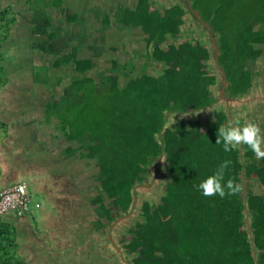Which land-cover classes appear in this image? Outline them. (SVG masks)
<instances>
[{"label":"trees","instance_id":"obj_1","mask_svg":"<svg viewBox=\"0 0 264 264\" xmlns=\"http://www.w3.org/2000/svg\"><path fill=\"white\" fill-rule=\"evenodd\" d=\"M66 3L35 1L32 7L25 2V9L13 11L0 1V91L10 80L3 43L24 14L23 25L30 31L33 49L56 55V68L69 67L74 72L71 87L59 92L58 98L46 100L22 91L29 102L39 101L35 112H46L49 122L45 127L55 129L53 137L61 134L64 138L60 146L70 143L62 155L86 165L82 173L95 166L90 176L96 177L91 239H104L109 225L133 209L136 194L139 201L134 214L123 218L125 224L115 225L112 234L121 250L112 253L120 256L122 264H126L122 255L131 264H256V259L264 264V159H256L247 145L225 152L222 143L215 142L220 127L234 125L226 105L215 104L217 86L222 85L215 49L189 5L175 0L158 7L151 0H139L135 8L119 7L117 23L145 32L150 56L160 68L154 72L145 68L136 74L121 71L120 63L113 60L112 67L100 71L101 82L97 83L95 59L85 54L83 41L72 44L76 34L70 28L78 14L70 13ZM191 4L215 32L219 64L226 74L225 92L230 98L248 96L263 81L258 66L264 58V0H191ZM57 8L61 9L55 17ZM190 14L192 26L187 19ZM110 23L105 16L103 30ZM16 94L23 95L21 91ZM107 96L110 101H121L115 111L119 112L93 124L90 121L100 117L90 114L107 109ZM75 100L89 110L76 112ZM234 108L238 106L232 107V117ZM8 129L0 116V135ZM162 155L154 182L155 165ZM225 160L231 161L225 181L233 179L240 192L224 198L204 197L197 185ZM56 162L57 168L66 169L62 158ZM3 173L0 164V179ZM75 180L71 178L70 186L62 190L76 191ZM29 192L40 208L21 216L13 213L16 221L37 220L43 211L42 200L35 199L30 188ZM7 217L0 216V264H29L19 251L16 221Z\"/></svg>","mask_w":264,"mask_h":264},{"label":"rangeland","instance_id":"obj_2","mask_svg":"<svg viewBox=\"0 0 264 264\" xmlns=\"http://www.w3.org/2000/svg\"><path fill=\"white\" fill-rule=\"evenodd\" d=\"M0 1L13 11H18L24 8L25 2H30L33 7L35 1L40 4L46 0ZM64 2L66 3L67 0H64ZM23 16L24 14L19 16L10 39L3 43L6 56L4 67L10 80L7 88L4 90L3 87L0 91V93H3L2 99L0 98V116L7 121L9 129L3 131L0 135V164L4 171V175L0 179V185H8L23 179L29 185L35 199L42 200L44 208L52 211L55 202H50L45 192L41 194L36 187L37 178L40 180L42 174L48 175L51 172L43 173L41 168L36 165V160L44 159L47 161L50 159L57 165L58 162L55 160H61L60 158H62L66 166L64 172H72L71 176L62 179V186H70L71 178L76 177L74 186L77 190L66 193L62 201L59 202V206H54L55 209L52 213L43 216L42 221L44 223L30 217L16 221L19 232L20 254L29 264H122L121 259H118L120 258L119 255L113 254L111 248H104L105 243L103 241H99L100 244H98L97 240L91 239L95 219L91 198L96 185V177L90 176L94 174V164L88 168L87 173H82L86 165H83L81 161L66 159L64 156L60 157L55 152L51 158L47 157L52 154V150L46 148L55 144H62L63 140L61 139L64 138L61 134L53 137L52 133L57 134V132L55 129L48 130L45 127L49 122L46 112L37 114L35 112V107L39 101L31 100L32 102H29L24 95L27 90L34 97L42 96L43 90L47 89L49 95L57 94L59 86L69 78L66 74L61 76L59 73L52 71L51 66L42 65L43 60L40 58L42 53L33 49L30 31L23 25ZM13 45L18 52L13 50ZM260 62L258 69H262V80H264V58ZM60 80H63V82ZM21 82H25L27 87L22 88ZM61 88L63 87L61 86ZM20 90L23 96L16 94ZM107 92L110 91L107 90ZM15 94L16 97H14ZM78 99L80 98L78 97ZM105 100L108 102L105 111L101 113L91 112L90 116L100 117L97 122L91 120L90 122L93 124L97 125L101 120H106L105 117L119 112L115 111L121 101H110L111 99L108 96L105 97ZM9 102H14L15 108H12L14 104H11L8 109ZM79 103L80 101L76 104V112L80 113L81 109L89 110L88 107H81ZM78 117L80 116L78 115ZM8 140L13 141L11 143ZM69 144L68 142L60 146L58 152H62L65 149L64 147ZM32 166L33 168L37 166L34 168L38 172L37 175L32 172ZM91 169L92 171H89ZM62 171L61 168L57 170L60 173ZM51 179L55 180L58 187L61 179L56 176ZM52 186L54 185H49V187ZM55 195L60 197L59 194ZM80 205H83V207L81 208ZM125 223L121 222V224ZM80 230V235H77ZM83 238H86L85 241L82 240Z\"/></svg>","mask_w":264,"mask_h":264},{"label":"flooded vegetation","instance_id":"obj_3","mask_svg":"<svg viewBox=\"0 0 264 264\" xmlns=\"http://www.w3.org/2000/svg\"><path fill=\"white\" fill-rule=\"evenodd\" d=\"M174 1L175 0H151V2H153L158 7L159 5L162 6L164 4H168L169 6V4L173 3ZM180 1L184 2L187 5L191 3V0ZM138 2L139 0H67L66 6L69 7L68 9L70 10V13L74 12L75 14H78V20L74 21L73 24H71L72 28H70L71 30H74L76 34L75 38L72 41V44L80 45V41H83V43L86 45L85 54H89L90 57H93L95 59V63H97L98 68H96L93 72H95L94 74L97 76V83L101 82L100 71H104L112 67L113 60H117L120 63L121 71L123 69H126L127 72L135 71L136 74L140 73L138 71H142L145 68L151 72H154L155 70H157V68H160V66L150 56L149 47L146 43V40H144L145 32L140 28H127L125 25L118 24L116 21L118 15V13L116 12L119 7L135 8ZM57 9L55 10V17L58 16V12L60 13L61 8ZM191 14L188 15L189 18L187 17V19H190V26H192ZM105 16L110 17L111 23L110 27L104 28L103 30V19ZM86 34L89 35L87 39L84 38ZM69 39H71L70 36ZM62 44H65L64 39H62ZM13 49H15L14 45ZM41 53L42 55H40V58L41 60H43L42 65H48L49 67L51 66L50 69L52 71L59 73L61 76H64L66 74V76H68L69 78L64 84L59 86L57 94L49 95L48 89L45 91L43 90L42 92V97L46 100L58 98L59 92H63L65 89H69L71 87L74 80V78L72 77V74L74 72L71 71L69 67L63 66L60 68H56L54 64L57 59L56 55H49L43 52ZM60 81L63 82V80ZM61 86L63 88H61ZM221 88V84L217 86V99L215 101V104L217 106L226 105V107L228 108L230 122L235 126L234 122H236V119L238 118V121L236 123L238 127L241 128L247 123L256 124L261 130V137H264V80L258 81L257 85L254 86L248 96L237 98L240 99V101L234 102L231 101L230 98V105H228L227 103L229 95L225 91L222 92ZM235 105H237L238 108L233 109L235 116L232 117V107H235ZM12 108H15V104L12 106ZM57 142H59V140H57ZM56 145L57 144L47 148L45 147L46 149L50 148L52 150V154L47 157L51 158L54 152L57 155L59 154L58 156L63 157L62 153L58 152V147ZM261 148L262 150H264V143L261 144ZM36 165L41 168L43 173L47 174L51 172V174L48 175L42 174L40 180L39 178H37L36 187L41 194L42 192H45L48 200L50 202H55L53 204V206H55L56 201L60 202L63 199L62 179H64L66 176H71L72 172H57L59 168H57V165L50 159H48L47 161H45L44 159H37ZM37 166H35L34 168H36ZM34 168L32 166V172L37 175L38 172ZM54 176H56L58 179H61L58 187L55 180L51 179L54 178ZM49 185L54 186L49 187ZM66 191H68V189ZM55 194H59L60 197H57ZM138 201L134 209L131 210L132 214H134L135 208L138 207ZM123 220V217H118L114 223H111L109 225L107 236H105L104 239H100V237L98 238L96 236L99 241H103L105 243V249H108L109 247L112 249V252L113 250L118 253L121 252L118 246L119 243L117 242L116 238H113L112 234L115 225H117L120 221L122 222ZM98 244L100 243L98 242ZM122 258L124 260L123 255Z\"/></svg>","mask_w":264,"mask_h":264},{"label":"clouds","instance_id":"obj_4","mask_svg":"<svg viewBox=\"0 0 264 264\" xmlns=\"http://www.w3.org/2000/svg\"><path fill=\"white\" fill-rule=\"evenodd\" d=\"M260 132L261 130L259 126L253 123H247L242 128L238 126L228 128L220 127L217 131V138L215 142L217 144L222 143V147L225 152H231L239 145H247L255 154L256 159H264V150L261 149V144L264 143V137H261ZM230 164L231 161L229 160L223 161L217 166V169L212 175L197 185L198 190L201 191L204 197L219 195L220 198H224L226 195L234 196L240 192V186L233 179L225 181V170L230 166ZM21 181L26 183V181L22 179L14 181L10 185L22 183ZM10 185H6L5 187ZM27 186L29 190V185L27 184ZM62 192L64 198L66 193L64 190H62ZM58 203L59 202H56V207H58ZM7 214L13 215V213ZM42 222L44 223V221ZM125 259L126 258L124 257V260Z\"/></svg>","mask_w":264,"mask_h":264},{"label":"built area","instance_id":"obj_5","mask_svg":"<svg viewBox=\"0 0 264 264\" xmlns=\"http://www.w3.org/2000/svg\"><path fill=\"white\" fill-rule=\"evenodd\" d=\"M34 208H40V204L34 201L25 182L0 189V216L7 213L21 216Z\"/></svg>","mask_w":264,"mask_h":264},{"label":"water","instance_id":"obj_6","mask_svg":"<svg viewBox=\"0 0 264 264\" xmlns=\"http://www.w3.org/2000/svg\"><path fill=\"white\" fill-rule=\"evenodd\" d=\"M189 8L191 10V13L194 14V18L202 23L204 25V27L207 29L210 37H211V41H212V45L215 49V56H214V60H215V63L216 65H218L219 67V70H220V79L222 80V88H221V91L224 92L225 89H226V86H227V81H226V74H225V71L224 69L220 66L219 64V59H218V51H219V46L217 44V40H216V37H215V32L212 28V26L208 23V22H204L200 13L198 11H194L193 10V7H192V4L189 3ZM231 101H234V102H238L240 101V99H237V98H231ZM227 103L228 105H230V97H228L227 99ZM229 113H230V106H229ZM164 155V154H163ZM163 155L161 156V158L159 159V161L156 163L155 165V169H154V176H153V180L156 182V180L158 179V171H159V166L161 164V162L163 161L164 157ZM153 184V183H152ZM245 186H246V183L244 182V194H246V190H245ZM144 187H146V185H144ZM137 190V188L135 189ZM135 193V192H134ZM137 201H138V196H136V194L134 195V201H133V204H132V208L134 209L135 205L137 204ZM245 203H246V198H245ZM246 209H247V203H246ZM132 214V212L130 211V213L126 216H124L123 218H128L130 215ZM122 219V218H121ZM249 223V222H248ZM113 226V225H112ZM248 227H249V230H250V224H248ZM250 236L252 238V242H253V236H252V232L250 230ZM254 244V242H253ZM124 262L126 264H131L127 259L124 260ZM256 264H258V261L256 259Z\"/></svg>","mask_w":264,"mask_h":264},{"label":"crops","instance_id":"obj_7","mask_svg":"<svg viewBox=\"0 0 264 264\" xmlns=\"http://www.w3.org/2000/svg\"><path fill=\"white\" fill-rule=\"evenodd\" d=\"M9 107H10V106H8V108H9ZM11 141H13V140H10V142H11ZM3 175H4V174H3ZM3 175H2V176H3ZM1 178H2V177H1ZM16 180H17V179H16ZM8 185H10V183H9ZM66 193H67V192H66ZM37 200H39V199H37ZM42 209H43V211H42L40 214H38V216H37V217H38V219H37L38 221H42L43 216L47 215V213H52V212L54 211L55 208H54V206H53V207H52V211L48 210L47 208H42ZM7 218H8V219H9V218H12L13 221H16V220H15V217H13V215H8ZM16 219H17V218H16ZM87 241H88V240H87Z\"/></svg>","mask_w":264,"mask_h":264}]
</instances>
